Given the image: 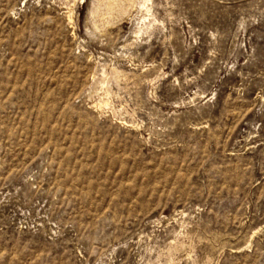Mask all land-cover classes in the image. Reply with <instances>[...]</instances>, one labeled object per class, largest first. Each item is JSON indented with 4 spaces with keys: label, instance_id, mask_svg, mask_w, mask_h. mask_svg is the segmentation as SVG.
I'll use <instances>...</instances> for the list:
<instances>
[{
    "label": "rangeland",
    "instance_id": "rangeland-1",
    "mask_svg": "<svg viewBox=\"0 0 264 264\" xmlns=\"http://www.w3.org/2000/svg\"><path fill=\"white\" fill-rule=\"evenodd\" d=\"M0 264H264V0H0Z\"/></svg>",
    "mask_w": 264,
    "mask_h": 264
},
{
    "label": "bare ground",
    "instance_id": "bare-ground-1",
    "mask_svg": "<svg viewBox=\"0 0 264 264\" xmlns=\"http://www.w3.org/2000/svg\"><path fill=\"white\" fill-rule=\"evenodd\" d=\"M95 110V109H94ZM100 110V109H99Z\"/></svg>",
    "mask_w": 264,
    "mask_h": 264
}]
</instances>
